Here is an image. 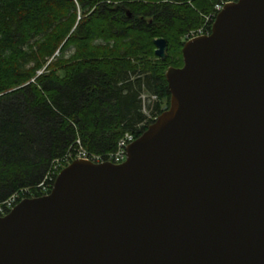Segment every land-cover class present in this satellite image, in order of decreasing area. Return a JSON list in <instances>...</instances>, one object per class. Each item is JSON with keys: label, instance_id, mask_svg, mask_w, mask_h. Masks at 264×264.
<instances>
[{"label": "water", "instance_id": "1", "mask_svg": "<svg viewBox=\"0 0 264 264\" xmlns=\"http://www.w3.org/2000/svg\"><path fill=\"white\" fill-rule=\"evenodd\" d=\"M181 55L124 161L75 158L0 215V264H264V0L226 3Z\"/></svg>", "mask_w": 264, "mask_h": 264}, {"label": "trees", "instance_id": "2", "mask_svg": "<svg viewBox=\"0 0 264 264\" xmlns=\"http://www.w3.org/2000/svg\"><path fill=\"white\" fill-rule=\"evenodd\" d=\"M217 1L0 0V200L41 195L76 140L103 154L142 133L169 104L166 68L182 65L186 33Z\"/></svg>", "mask_w": 264, "mask_h": 264}, {"label": "built area", "instance_id": "3", "mask_svg": "<svg viewBox=\"0 0 264 264\" xmlns=\"http://www.w3.org/2000/svg\"><path fill=\"white\" fill-rule=\"evenodd\" d=\"M236 0H218L213 8V14L206 16V23L199 28L189 30L184 39H190L197 35L208 34L207 31V22L211 20V23L215 17V14L228 2H233ZM135 139V135L132 132H124L123 135L117 140L115 148L109 152H105L103 154H95L88 152L85 148L80 145L79 140H76L78 146L75 147L73 150L69 149L67 153L58 159H55L52 164L51 171L45 176L43 181H41L35 188L41 193L46 194L50 191L55 178L52 177V174L57 172V170L66 164H68L71 160L75 158H84L89 159L94 162H103V161H110L113 163H120L126 159L127 156V146ZM57 174V173H56ZM29 190H20L17 191L10 196L0 200V215L6 214L13 206L19 202L21 199L28 197L26 194Z\"/></svg>", "mask_w": 264, "mask_h": 264}, {"label": "rangeland", "instance_id": "4", "mask_svg": "<svg viewBox=\"0 0 264 264\" xmlns=\"http://www.w3.org/2000/svg\"><path fill=\"white\" fill-rule=\"evenodd\" d=\"M149 95H148V93H143L142 94V98L144 99L143 100V105H142V110H143V112L145 113V114H150L149 113V109H147V107H146V104L149 102V100H147L146 98L148 97ZM153 99V98H152Z\"/></svg>", "mask_w": 264, "mask_h": 264}]
</instances>
